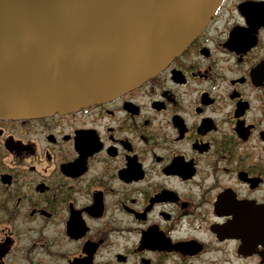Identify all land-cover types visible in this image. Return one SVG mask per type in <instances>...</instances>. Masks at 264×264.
<instances>
[{
  "label": "flooded vegetation",
  "instance_id": "obj_1",
  "mask_svg": "<svg viewBox=\"0 0 264 264\" xmlns=\"http://www.w3.org/2000/svg\"><path fill=\"white\" fill-rule=\"evenodd\" d=\"M0 264H264V0L113 100L0 119Z\"/></svg>",
  "mask_w": 264,
  "mask_h": 264
},
{
  "label": "water",
  "instance_id": "obj_2",
  "mask_svg": "<svg viewBox=\"0 0 264 264\" xmlns=\"http://www.w3.org/2000/svg\"><path fill=\"white\" fill-rule=\"evenodd\" d=\"M223 0H0V119L68 114L164 70Z\"/></svg>",
  "mask_w": 264,
  "mask_h": 264
}]
</instances>
